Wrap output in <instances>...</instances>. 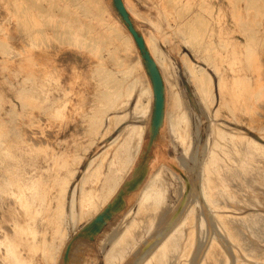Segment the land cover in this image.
Masks as SVG:
<instances>
[{
    "label": "bare ground",
    "instance_id": "bare-ground-1",
    "mask_svg": "<svg viewBox=\"0 0 264 264\" xmlns=\"http://www.w3.org/2000/svg\"><path fill=\"white\" fill-rule=\"evenodd\" d=\"M58 1H59L58 4L62 5V8L64 6V8L66 7L68 8V10H71L73 14L75 13L76 16L78 17L82 16L81 13L79 12L81 9L80 10L78 9L79 11H77L76 9L77 6L75 7L72 4H69L66 0H65L66 2L64 3L65 5L62 4L63 2L60 3V0ZM4 2L2 3L4 4ZM107 2L104 6V9L103 8L102 9L104 12L106 11L107 13L110 14L113 11L112 12L110 11V8H108L109 5L106 6ZM122 2L125 9L128 11L130 10L133 13V7L132 6H131L132 8L130 7V4L128 3L129 1L127 2L123 0ZM155 2L156 1H154V5L156 4ZM157 2H159V0H157ZM81 4H83L82 1ZM7 8L8 5L6 6V10H10V7L8 9ZM154 8L157 9L156 7ZM25 9L26 8L23 6V4H20L19 10H20V18L22 17V20L20 21V25H19L20 30L18 31L21 35L18 33L17 35L18 36L20 35L18 39L20 41H23V44L25 43L24 45L26 46L21 47L19 43L18 45L16 44L17 46L16 53L18 54L16 55L17 57L15 60V65H17L16 72L18 73L19 77L22 76L21 79H19L18 81L20 85L17 91L19 102L22 104L23 108L25 109V113L29 114V117H31L30 111L34 113L45 111L44 108L42 109V111H39L31 107L36 105L35 103L36 95L32 93V90L35 89L42 95L43 105L52 108L54 103L58 104V109L55 108L54 113L58 115L60 113L59 110L63 108V110L65 109L64 111L65 117L69 118L70 112L73 109V104L75 103H72L70 98L67 95H65V92L67 90L69 92V90H71L73 87L71 82H68L67 84L65 83L64 86L62 84V77L64 76V68L62 67L63 56L69 51V49L72 50V47L75 48L78 46H86L91 44V46L95 50L99 51L100 46L99 45H98L99 47L96 46L97 45L96 42L86 43L87 41H84V39L88 37L87 36L88 33H86L87 34L86 36L82 34L81 32L82 30H80L81 27L79 28V26L77 27L70 26L68 28L62 29V27L59 26V24H56L57 25L55 26L56 29L53 30V32L55 33L49 35L46 30L42 31L41 28L34 27L36 25L35 23L36 20L35 17L32 16V13H29V17H28L29 20L25 19V16L23 14L25 11L28 10V8L26 10ZM93 9H89L88 11L93 12L92 11ZM134 9L135 11H137L136 8ZM1 10L2 9H0V11ZM161 10L164 16H167L165 15L166 12L163 9ZM137 12L136 13L134 12L135 15L140 14ZM103 14L101 13L100 17L98 14V17L100 19L98 18V22L95 21L97 22L96 24L98 25L100 24V28H99L100 30L99 31L96 30L97 34H99V36L101 37L105 36V34L106 35L109 34L108 37L111 36L113 42L110 43V45L113 44L114 49L118 48L120 52L124 53V58L122 59L123 60L126 59V64L124 65L123 68L120 69L127 70V72H129V74H131L132 76H130V78L115 76L113 69L108 67L109 64L108 65L106 64V62L104 61L105 59H103V57L101 56L102 54H100V52H99V56H96V58H98L99 61L89 60L90 64H88L89 65L88 70L90 71L91 74L93 73V71H95L98 76L95 82L104 81L107 82L108 85L104 89H101L99 91V98L97 100V104L99 106L96 105L98 107L93 109V111L91 112L85 111V114H87V116L91 118L92 121L94 122V124L90 125L92 126V128H94L93 129L94 135L98 133L99 128L102 126V124L106 127L104 128L107 134L113 133L115 124L117 122H123L126 119H128L127 117L130 113L133 118H136L135 121H139L140 123H127L125 126H123V128H121L118 131V133L111 140H109L108 142V144L110 145L109 148H112L111 158L112 156H114L116 160L114 166V172L111 175L107 176L108 183L103 189H101L99 192L96 193L88 192L87 195H84L82 197V202L80 203V207L78 210L74 208V197L77 187L81 191V184H80L81 179L80 180L74 179L71 182L70 179L74 177L76 171L74 169H70L69 164L75 160V157L78 158L79 154L78 153L75 154V151L72 149L68 150L66 148H60L58 144H54L53 142L40 140L42 138L41 136L40 139L36 138L39 137L37 136L38 134H41V131L37 130L38 127L36 128L33 127L31 129L33 134L31 136L29 133L31 130L27 131L26 129H22L21 131V127L23 126L20 125L21 127H19V130L13 133L16 138L15 140H10L11 134H9L8 132H3L0 129V204L5 205V207L7 206L6 208H8L9 202H14V203L16 202L20 204L19 209L20 207L22 208L20 209V211L23 214V216L22 215L20 216L18 214L20 217H23L19 219H23V220L22 221L15 220L17 222L13 224L12 230L10 229L5 230L6 228L0 227V264H38L39 262L35 263V257H34L38 252L48 253L47 255L50 254V257L53 254H56L54 264H59L60 260L63 263L62 258H63L64 250L67 243H69L71 239V235H67V236L63 234L61 235V232L63 231L62 230L63 214L61 209L56 210V212L53 213V215L50 212H48V214L43 213V217L46 220H48V224H49L48 227L51 228L53 227L51 232L61 237L60 239L61 241L57 245L53 241L52 238L53 236L51 238L46 237V235L49 232L48 227L47 229L45 228L37 229L35 224H33L35 222L33 218L36 216V213H41L42 210L40 209L39 211L38 209H33L32 213H30L31 214L30 217L28 211L31 210H28V205H30L33 201H35L36 198L40 197L41 207L42 208L49 207L48 203L50 198H48L47 196L48 190H50L49 188L57 187L58 191L60 192V196H64L66 188L71 182L69 188L70 200L67 211L68 220L69 222L75 223L76 220H78L79 218L83 219L81 217H84L85 222L82 225L83 227L101 209H103V207H105L107 203L111 201L114 195L129 179L131 173L133 172L134 168L137 167L145 152L146 154L144 157L143 164L146 168L145 173H148V176L144 179L145 181L142 183V185H140L139 194H137L138 197L135 201L136 207L133 212L134 216H132L131 221H129V219L127 220L128 222L126 221V223L125 221H123L125 225L122 230L120 229L119 231L117 230L118 232H116V229L118 227L117 226L115 230L114 229L112 230L115 231L116 233L113 232L110 233L111 235H109V237L107 236L106 240L107 239L109 240V238H111L112 240H110L111 244H108L110 246L108 247L109 249L107 248V250L106 249L104 250V258L106 260H104L103 264H264V200L262 197L264 195V165L262 163L264 159V145L258 143L248 134L246 135L244 132H242L243 130L241 131V129L237 127H230L222 122L211 121V125H212L211 127H213L212 132L214 135L210 134L211 135L210 137H213L214 140L212 139L213 143L211 144L210 147L207 145L208 149H206L207 151L205 150L206 151L205 161H203L200 169L199 190H198L199 196L195 197L192 205L190 203L189 204L190 206L186 208V212L182 215L180 219L177 220L176 216L172 215L175 211L172 214H170L169 212L171 210V207L175 203L172 202L171 205L169 204V202L167 203V199L170 191H172L174 194V190L172 189L178 191L179 188V190L182 192V195H185V199L188 196H190L192 193H194V186H192L191 183L192 182L191 173L193 169L191 167V164L189 163L190 162L189 160L193 159V151H192L193 149L191 150L190 145L186 143L188 139L186 140L185 136L187 134V131H189L190 129L189 128L190 125L188 123L189 118L186 112L184 111L185 108H183L184 107L183 104H182L183 107L181 108V102H180L181 98L179 99L177 91L173 89L175 85L172 79L173 72L171 73V65H172L170 63L171 61H169V59L163 55L164 52L162 53L155 44L156 39L154 35L152 33H149L148 31L146 32L143 31L142 33L143 35L142 34L141 35L144 38V43L146 47L149 49L148 51L151 53L150 54L152 55L151 57H153L156 64L160 66L159 71L161 70L160 73L162 74L163 82L164 83L166 82V85L168 87L170 85L169 88L167 87L168 88L167 90L169 91L171 88L175 93L174 94L175 105L170 106V104L172 103L170 101L173 99V94L170 95L171 93L169 94L168 91L167 93L166 90L164 91L166 94H169L168 96H171L170 97L171 100H169L168 102L169 104H166V100L164 99V111H163L162 123L159 127V131L157 133L156 138L153 140L149 149L147 150V143L149 140V125L151 119V116L149 118V111L153 99L152 87L149 84L150 82L148 81L145 75L146 72L144 73L143 71L141 65V59L139 54L137 53L136 43L129 30L122 24V22H120V20L116 17V15L113 16V13L111 16L112 18L110 17L111 19H109L108 17L111 14L107 15L108 17L107 19L106 16L105 19H103L104 17L101 19ZM92 16H94V14ZM139 16L144 17L143 15H139ZM95 17L96 16H94L93 18ZM73 18H75V16H73ZM86 18L84 20H86ZM93 18L90 16L88 20L89 21L93 20ZM145 18H148L146 19L147 21L149 20L150 17L145 16L143 19ZM84 20L82 19L81 21ZM152 20L151 22L153 23ZM155 20L156 19H154V22ZM151 22L148 21V24ZM156 24L158 25V21ZM91 30L95 31V29H91ZM18 31L16 30V32ZM11 38L13 41V37L10 36V39ZM15 38L17 39V37H14V39ZM18 39L17 41H19ZM103 40H105V38ZM246 47H249V45H247ZM106 48L107 51L109 50V52H117L114 49L111 50L108 47ZM11 52L14 54L12 50ZM24 52H30L31 55H28L27 57L25 56L20 57V54ZM119 54L121 55V53ZM254 54L250 53L247 58L248 59L247 63L254 70L250 67L248 68H250V70L252 69L253 71H255L256 74L259 75L261 73L259 70L260 65L259 62L255 60L256 58L254 57L255 56ZM120 55H118L119 58ZM122 55L121 57H123ZM260 62H262L261 59ZM189 64L190 63L184 62V65L188 68V71L190 72V75L194 80L196 86L195 89L197 90V93L200 96V100L206 106V108L204 109L205 110L207 109L206 111L211 115L210 116L211 119H213L212 117L216 118L218 116H221L222 115L221 109L222 107H225L227 111L226 114H228L227 116H229L232 120L235 121L242 120L247 126L245 127L248 128L250 132L256 130V132L259 131L260 134L262 135L264 134V125L262 123L261 115L258 111L259 110L258 108L262 107V102L264 103L263 79H261L259 76L255 77L257 79L256 85L254 86V88L252 89L250 88L251 90L249 88L247 90L248 92L250 90V95H248L247 91L242 89L246 93L245 96L248 95L246 98H248L247 100H249V102H245L241 99L242 97L241 95H243L244 93L241 94L240 92L239 93L241 95L240 94L239 95L241 97L235 95L238 98V101L235 100L234 103L231 102L223 103L221 101V96H220L219 101H217V105L214 107V110L211 111L210 109L215 102L214 101L215 97L213 96L214 92L212 93L211 75L207 71H205L204 68L193 69V67H191L193 63L190 65ZM26 68L28 69L27 73L25 72ZM21 70H23L22 73H26L29 75H24V74L20 75ZM24 76L27 77L24 78ZM75 76L76 75H73V79L75 78ZM89 79L91 81L92 77ZM25 80L31 82L32 86L31 87L30 85L26 86L24 83ZM218 80H219L217 83L218 87H223V85L226 82L225 83L222 82L221 79ZM231 82H233V80ZM234 84L235 83H233V85ZM238 84L239 83L235 84L237 90H238ZM247 87L249 86H246V88ZM230 91L232 93V90ZM134 92H136V96H135V100H134L135 102L133 104V108L131 111H127V106L134 97L133 96ZM168 98L169 97H167V99ZM0 100L4 101L1 95H0ZM174 102L172 104H174ZM89 104L91 103L89 102ZM166 105H168V107H166ZM78 106L80 107V105ZM173 107L174 109H172ZM167 108H171V110ZM12 110H13L12 115L17 116L18 119L22 121L23 118H20L21 114L17 112L16 109H12ZM51 111L53 112V110ZM260 111H262V109ZM46 114L47 113H45L44 116ZM34 117L36 118V115ZM38 117H39L38 119H41V121L45 120V119L43 120L42 117L40 116ZM207 117H209L208 114ZM71 118H73V116ZM35 121L34 124H37ZM42 125L43 124L41 123L40 126ZM188 125H189L188 127L189 129L187 130ZM43 126L44 127L46 126L45 123ZM22 133L27 134L26 137L27 140L25 139L26 144H28L31 147V149H34L33 150L34 152L27 150L28 146L21 141ZM25 134L24 137L26 136ZM45 137L47 138V135ZM49 137L50 136H48V138ZM93 140L94 138L92 139V142ZM168 143L169 145L170 144L172 145L175 151L174 159L180 158L183 160L185 168H182V170L177 171L173 167V159L168 160L167 158L168 154L166 150V146ZM193 143L191 144L193 145ZM109 148H107V151ZM102 151L104 153L105 150L102 149ZM96 153L97 152H95L94 157L89 160V164L95 158H99L103 154L102 152L101 154H96ZM40 154H43L44 157H50V159L52 160L51 162L54 163V168L53 167L50 168L51 170L53 168L55 171L53 179H50L48 173L46 175L45 173V171H47L46 168L43 167V165L42 166L39 165ZM95 164L100 166L101 161L95 160ZM126 171H128L127 172L128 175L124 176ZM173 181H175V183ZM94 183L92 185L93 188H95L96 186L95 184H97ZM71 186H73L72 191H71ZM40 188H42L41 191H43L41 195H39L40 193L38 192ZM177 196L180 197L179 191ZM177 196L175 195V197ZM178 197L177 199H179ZM77 200L78 199H76V201ZM201 205H203V210H201L198 221L200 226V230H199L200 233H198V235L200 236L199 238L197 237V244H196L195 242L196 239L190 236V234L194 233L192 230L193 229L192 216L196 208H200ZM3 208L4 207L2 206L1 209ZM14 209L16 210L17 207ZM1 211L2 210H0V212ZM18 212L19 211H17V213ZM142 214L145 215L144 218ZM137 215L142 216L141 218L145 219V221L147 218V221L141 223L140 222L141 220L138 221L137 218L140 217H137ZM158 216L162 217V219L164 220L163 222H161V225H163L164 227L166 226V231L164 230L165 228L163 226L161 227H163L164 229L163 228L160 229L158 225H157L158 227L156 226L158 222L154 220ZM124 217L125 216H123V218ZM159 221H161V219ZM24 222H26L27 225ZM155 222H156L155 226L158 228V230H156V228H153L154 230H156L154 231V233L155 232L160 233L161 231H163L164 233V234L161 233L162 236L161 234H159L161 236V237L159 236L160 237L159 239H156L158 238L156 237L158 234L155 233L156 234L155 238L154 235L151 234L153 232L152 227H154L153 225ZM207 226L209 227V232L205 231ZM26 231H28L31 234V236L30 234H27L29 235L30 239L29 238L26 239V233H27ZM103 233L105 232L103 231ZM207 233H208V238L206 240L204 234ZM73 243L74 241L70 245L67 261H69V254L71 253L70 250L72 248ZM204 243L206 244L203 246L202 251H200V254L198 255L197 253L199 251L196 250L193 257H191L190 250L197 246L199 248ZM45 258H46V262L47 261L51 262L50 260H47L48 257ZM40 264L42 263L40 262Z\"/></svg>",
    "mask_w": 264,
    "mask_h": 264
},
{
    "label": "rangeland",
    "instance_id": "rangeland-1",
    "mask_svg": "<svg viewBox=\"0 0 264 264\" xmlns=\"http://www.w3.org/2000/svg\"><path fill=\"white\" fill-rule=\"evenodd\" d=\"M4 1L0 0V3H1L0 9L3 10V11L2 10L0 11V95L3 96L4 98H5V96H7V101L6 100H4V101L0 100V125H1L0 129L3 132H8L9 134H11L10 140H15L16 138H15L13 133L16 132L17 130H19V127L23 126V127H21V131H22V129H26L27 131H30L33 127L34 128L38 127L37 130L41 131V134H38L37 136H39V137H36V138L40 139L42 137L43 139L41 138L40 140H43V141L46 140L49 142H53L54 144H58L60 146V148H66L68 150L72 149L75 151V154L76 153L79 154V157L78 158L75 157V160L69 164V168L74 169L76 171L74 177L72 179H70L71 182L74 179H76V180L81 179V183H80L81 184V191L77 187L76 192H75V197H74V208L78 210L80 207V203L82 202V197L84 195H87L88 192H93V193L95 192L96 193V192H99L101 189H103L108 183L107 176L111 175L114 172V166H115L116 160H115L114 156H112V158H111L112 148H109L110 147V145L108 144L109 140H111L118 133V131L121 128H123V126H125L127 123H140L139 121H135L136 118H133L131 116V113H130L127 117L128 119H126L123 122H117L115 124V128L113 130V133L107 134L105 132L106 127L102 124V126L99 128L98 133L94 135V133H93L94 128H92V126H90V125L94 124V122L92 121L91 118H89L87 116V114H85V111L91 112V111H93V109H95L96 107L99 106L97 104V100L99 98V91L101 89H104L108 85L107 82H104V81L95 82V80L97 79L98 76H97V73L95 71H93V73L91 74L90 71L88 70L89 69L88 64H90L89 60L99 61L98 58H96V56H99V52H100V54H102L101 56L103 57V59H105L104 61L106 62V64L107 65L109 64L108 67L113 69L115 76L124 77V78H130V76H132L131 74H129V72H127V70L120 69V68H123L124 65L126 64V59H124L125 60V63H124V60L122 59V58H124V53L120 52L118 50V48L114 49L113 44L110 45V43L113 42L111 36L108 37L109 34H107V35L105 34V36L101 37V36H99V34H97V31L100 30L99 29L100 24L98 25L96 23L98 22V18L100 17L101 13L102 14L104 13L102 15L101 19L103 17H104L103 19H105V16H106V19L108 17H109V19H111L112 18L111 16L113 13V16L116 15V17L120 20V22H122V21L119 18L117 12L115 11V9L112 5V0H99V1L98 0H92V1L90 0L91 4L89 3V0H66L69 4H72L75 7L77 6L76 7L77 11H79L81 9L79 12L81 13L82 18L76 16L75 13L73 14V12L71 10H68V8H66V7L64 8V6L62 8V5L58 4V2H59L58 0H6L5 2ZM66 1L60 0V3L63 2L62 4H64ZM81 1L83 2V4H81ZM86 1H88V2H86ZM125 1H127V2L129 1L128 3L130 4V7L131 6L133 7V13L130 10L129 11L126 10V11L129 13L135 27L139 31H141L140 32L141 34L143 33V31H145V32L148 31L149 33H152L156 39L155 44L157 45V47L160 49V51L162 53L164 52L163 55L166 56L169 59V61H171L170 62L172 64L171 65V73L173 72L172 73V75H173L172 79H173V82L175 85L173 87V89L177 91L179 99L181 98V101H180L181 102V108L184 106L183 107V108H185L184 111L188 115V118L190 121V122L188 121L190 127L188 125L187 130L189 128L190 129H189V131H187L185 139L186 140L188 139L186 143H188L190 145L191 150L193 149L192 150L193 151V159L189 160L190 161L189 163L191 164V167L193 169L192 173H191V175H192V182L191 183H192V186H194V193H192L190 196H188L185 199V195H182V192L179 190V188H178V191H179L180 197L177 196L178 191H176L175 189H172V190H174V194L179 199H177V197H175V195L173 194L172 191H170L168 199H167V203L169 202V204H171V205H172V202L175 203V204H173V206L171 207V210L169 212H170V214H172L175 211L172 215L176 216V218L178 220L186 212V208L188 206H190L189 204L191 203V205H192L195 197L199 196L198 190H199L200 169H201L203 161H205V154L207 151L206 149H208L207 145L210 147L211 144L213 143V140H214L213 137H210L213 134V132H212L213 127H211L212 126L211 121L222 122V123H224L230 127H237L239 129H241V131L243 130L242 132H244L246 135L248 134L253 139H255L258 143L264 145V139H263L264 134L262 135L259 133V131L256 132V130L250 132L248 130V128H246L247 126L242 120H240V121L232 120L229 116H227L228 114H226L227 111H226L225 107H222V109H221L222 110L221 116L216 117L217 119L214 117H212L213 119H211V117H210L211 115L206 111L207 109L206 110L204 109V108H206V106L203 102H201L200 96L197 93V90L195 89L196 86H195L194 80L192 79V76L190 75L188 68L184 65V62H187L190 64L193 63V65H191V67H193V69H199V68L203 69L204 68V70L207 71L211 75L212 93L214 92L213 96L215 97L214 98L215 102L210 109L211 111L214 110V107L217 105V101H219L220 96H221V101L223 103L224 102L234 103L235 100L238 101V98L235 95H237L238 97L242 96L241 99L243 101L249 102V100H247L248 98H246V97L248 95H250V90L252 88H254V86L256 85L257 79L255 77L259 76L261 79L264 80V74H263L264 73V0H159V2H157V0H154V1H156L155 5H154L153 0H150V1L149 0H125ZM2 2H4V4ZM106 2H107L106 6L109 5L108 8H110L111 12L113 11L112 13H110L111 15L109 13H107L106 11H105L106 12V15H105V12L103 11ZM73 3H75V4H73ZM101 3L104 5H102ZM20 4H23V6L26 9L28 8V10L25 11L23 14L25 16V19L29 20L28 19L29 13H32V16L35 17V20H36V22H35L36 25L34 26L35 28H41L42 31L46 30L49 35L50 34L52 35V33L53 34L55 33V32H53V30L56 29V27H55V26H57L56 24H59V26H61L62 29L68 28L70 26H76V27L79 26V28L81 27L80 30H82L81 31L82 34H84L86 36L87 35L86 33H88L87 38H85V39L82 38V39H84V41H87L86 43L96 42L97 45L96 44L95 45L100 46V47L98 46L99 51L95 50L91 46V44H89L86 46H78L75 48L72 47V50L69 49V51L66 54L63 53L65 55L63 56V61H62V67L64 68V76L62 77V84L64 86L65 83L67 84L68 82H71V84L73 86L71 90L74 92L73 93L71 90H69V92H68V90L65 92V95H67L70 98L72 103H75V104H73V109H75V110L72 109V111L70 112L69 118L65 117V115H64L65 109L63 110V108L59 110L60 113L58 115H56L54 113V109L55 108L58 109V104L54 103L55 105L53 104L52 108L43 105L42 95L35 89L32 90V93L34 95H36V99H35L36 105L31 106V107L33 109H36L39 111H42V109L44 108L45 111H42L43 113L42 112L34 113V112L30 111L31 117H29V114L25 113V109L23 108L22 104L19 102L17 94H15V90H14V87H12V83L13 82L17 83V86L20 87L18 81L22 77V76L19 77L16 70H14L15 60L17 57L16 55H18L16 53L17 52L16 44L18 45V43H19V45L21 47L26 46V45H24L25 43L23 44V41H20L18 39V37H20V35H21L18 30H20L19 25H20V21L22 20V17L20 18V10H19ZM7 5H8V8L10 7V10H6ZM84 5H85V7H84ZM158 5H159V8H158ZM246 5H248V6H246ZM154 7H156L157 9H155ZM244 7H246V8H244ZM248 7H250V8H248ZM85 8H87V9H85ZM134 8H136V10L138 12L135 11ZM89 9H93L92 11L94 13L89 12L88 11ZM161 9H163L166 12L165 15H167V16H164L163 12H161L162 11ZM97 10L100 13H98ZM14 12H15V14H14ZM134 12L140 13L139 15H143L144 17L145 16L150 17L151 20L153 19L152 20L153 23L151 22L150 18H149V20L146 21V19H148V18L143 19L144 17L139 16L137 14L135 15ZM88 14H89V16H88ZM93 14H94V16H96L95 18L97 20L95 18H93L94 17V16H92ZM98 14H99V17H98ZM107 15H110V16L107 17ZM73 16H75V18H73ZM90 16L94 20V21L90 20L92 25H91L90 21L88 20V18ZM85 18H86V20H84ZM82 19L84 21H81ZM154 19H156V20L158 19L157 20L158 25L156 24L157 23L156 20H155L156 23L154 22ZM70 20H72V21H70ZM95 21H97V22H95ZM148 21H150L151 23L148 24ZM79 22H81V23H79ZM72 24H74V25H72ZM122 24L124 25L123 22H122ZM157 26H159V27H157ZM90 28L95 29V31L91 30ZM16 30L18 32H16ZM13 33H14V35H13ZM17 33L20 35L18 36ZM94 33H96L97 35ZM90 34H91V36H90ZM10 36L13 37V41H12V38L10 39ZM14 37H17V39L19 41H17L16 38L14 39ZM104 38H105V40H103ZM143 40H144V38H143ZM108 41H110V42H108ZM82 42H83V40H82ZM114 42H115V40H114ZM9 45H10V47H9ZM108 45H110V46H108ZM247 45H249V47H246ZM83 47H84V49H83ZM106 47L110 48L111 50L114 49L117 52H109V50L107 51ZM250 47H252V48H250ZM247 48H248V50L249 49L250 50L248 51ZM6 49L9 52H7ZM11 50L14 52V54L11 52ZM107 52H109V53H107ZM248 52L253 53V54L255 52L254 57L256 59L255 58L254 59L257 60V62H259V65H260L259 70L261 73L259 75L256 74L255 71H253L254 69L252 67H250V65L247 63L248 62L247 58H248V55L250 54ZM119 53H121V55L123 54L122 55L123 57H121V55ZM137 53L140 56L141 65H142L143 71L145 73L146 70H145V67L143 65V60H142V57L140 55L138 47H137ZM28 55H31L30 52H24V53L20 54V57H23V56L27 57ZM118 55H120V58ZM104 56H106V57H104ZM260 59L262 62H260ZM262 64H263V66H262ZM156 65H157L158 69H160L159 68L160 66L158 64H156ZM248 67L252 68L253 70L252 69L250 70V68H248ZM189 68H190V66H189ZM94 69H95V66H94ZM214 69H215V71H214ZM121 70H124V71H121ZM22 72H23V70H21L20 75H22V74L29 75V74H26L28 72L27 68L25 71L26 73H22ZM159 72H161V70ZM73 75H76L74 79H73ZM145 75H146L148 81L150 82L149 84L151 85V81H150V78H149L147 72L145 73ZM218 76H219V78H218ZM249 76L251 79L252 78L253 79L251 80L249 78ZM25 77H27V76H24V78ZM91 77H92V79L90 81L89 78H91ZM161 77H162V74H161ZM231 78H233V79H231ZM218 79H221V81L224 83L226 82L223 85V87H218V84H217L219 81ZM232 80H233V82H231ZM24 83L26 86L27 85H30V87L32 86L31 82H29L27 80H25ZM233 83H235V84L239 83L238 84V90H237L235 84L233 85ZM247 84H249V85H247ZM163 85H164V91L166 90V93H167V91H168L167 89L170 87V85L168 84L169 85V87H168L166 85V82L165 83L163 82ZM246 86H249V87L246 88ZM151 87H152V85H151ZM235 88H236V90H235ZM248 88L249 89L251 88L249 90V92L247 91ZM242 89L247 91L248 95L245 96L246 93ZM230 90H232L233 94L231 93ZM75 91H78V92H75ZM239 92L241 94H243V93L244 94L241 95ZM166 93L164 92V94H165L164 97L166 96L164 98L166 100V104H169L168 102H169V100H171V98H170L171 96H168L170 93H171L170 95L173 94V99L170 101L173 103L174 98H175L174 97V94H175L174 91L170 88V90L168 91L169 94H166ZM133 96L134 97L132 98L129 105L127 106V111H131L133 108V104L135 102L134 100H135L136 92H134ZM167 97H169L170 99L169 98L167 99ZM73 99H75V100H73ZM76 99H77V101H76ZM89 102L91 104H89ZM76 103H79V104H76ZM172 103L170 104V106L175 105V102H174V104H172ZM182 104H183V106H182ZM78 105H80V107ZM96 105H98V106H96ZM152 105H153V99H152V103H151V107H150V111H149V118L151 116ZM166 107H168V105H166ZM174 107L172 109H174ZM201 107H203V108H201ZM80 108H81V110H80ZM12 109H16L17 112H19L21 114L20 118H23L22 121H20V119H18L17 116L12 115V111H13ZM167 109L171 110V108H167ZM258 109H259L258 111L261 115L262 123L264 125V103L263 102H262V107H259ZM261 109H262V111H260ZM49 110L50 111L53 110V112L52 111L50 112ZM122 110H124V109H122ZM48 111H49V114H48ZM205 112H207V113H205ZM45 113H47V114L44 116ZM165 113H166V111H165ZM61 114H63V115H61ZM207 114L209 117H207ZM35 115H36V118L34 117ZM71 115L73 116V118H71L72 117ZM38 116L42 117V119L43 120L45 119V120L41 121V119H38L39 118ZM33 120L34 121L36 120L35 122L37 124H34ZM40 122L43 125L45 123L46 126L45 127L43 125L40 126L41 125ZM231 122H233V123H231ZM238 122H239V124H238ZM43 129L47 132L49 131L50 132V133L48 132L49 135ZM29 133L31 136L33 135L32 130ZM44 133H45V135H44ZM24 134L25 133H22L21 141L24 144H26L27 134H25L26 135L25 137H24ZM188 134H190V135H188ZM46 135H47V138L45 137ZM48 136H50L49 137L50 139L48 138ZM93 138H94V140L92 142ZM191 143H193V145ZM26 145L28 146L27 150L34 152L33 151L34 149H31V147L28 144H26ZM191 145L193 148L191 147ZM107 148H109L108 149L109 152L107 151ZM102 149L105 150L104 153H103ZM166 150H167V154H168L167 155L168 160L173 159V167L177 171L182 170V168H185V165H184V162L182 159H180V158L174 159L175 158L174 157L175 151H174L171 144L170 145H169V143L167 144ZM95 152H97L96 154H101V152L103 154L100 156L101 158L100 157L95 158L89 164V160L94 157ZM46 159H47V161H46ZM95 160H100L101 165L100 166L96 165ZM51 161L52 160L50 159V157H44L43 154H40L39 165H41V166L43 165V167H45L47 170V171H45L46 175L48 173V175L50 176V179H53L55 171L53 169L54 163ZM41 163H43V164H41ZM262 163L264 165V159H263ZM46 164H47V167H46ZM51 167H53L52 170L50 169ZM127 172L128 171H126L124 176L128 175ZM82 173H83V175H82ZM147 176H148V173H145L143 176V180L139 183L138 187L136 189L132 190L131 192L127 193V194L125 193V195L123 197L124 202H125L124 207L121 210H119L118 212H115L112 214L111 218L108 221H106V223H107V224L105 223L106 226L105 225L103 226V228H102L103 230L101 229L100 233H97L95 235V237L93 238V240H89V239L84 238V237H79V238H76L74 240V243H73L72 248L70 250V252L72 254L71 253L69 254V261H67L68 262L67 264H103L104 263V260H106L104 258V250L105 249L107 250V248L110 247L108 244H111L110 240H112L111 238H109V240L108 239L106 240V238H107V236L109 237V235H111L110 233L115 232L112 230L113 229L115 230L117 226L120 228L117 227L116 232H118L120 229L121 230L123 229V227H124V225L128 219H129V221L132 220V216H134L133 212H134V209L136 207L135 201L138 197L137 194H139L140 185H142V183L145 181L144 179ZM71 182L67 186L64 196H60V192L58 191L57 187H55V188L50 187L49 188L50 190L47 189L48 190L47 196H48V198H50L49 203H48L50 208L49 207H47V208L41 207V198L40 197H39L40 199L36 198L35 201H33L30 205H28V210H31V211H28L30 217H31L30 213H32L33 209H38L39 211H40V209L42 210L41 213H36V216L33 218L35 221L33 224H35L37 229H42V228L47 229V227L49 226L48 220H46L43 217V213L48 214V212H50L53 215V213H55L56 210H58V209H61L62 214H63L62 230L64 232L62 231L61 235L62 234L66 235V236L71 235V237H72V233L74 235L75 232H78L80 230V227L82 229V225L85 222L84 217H81L83 219L79 218L78 220H76L75 223H72V222H69L68 216H67V211H68V207H69V200H70L69 188H70ZM94 182L97 184H95ZM173 182L175 183V181H173ZM93 183L96 185L95 188H93V186H92ZM175 186H177V185H175ZM72 187L73 186H71V191H72ZM77 189H78V191H77ZM82 189H83V191H82ZM41 190H42V188H40V190H38V192L40 193L39 195H41V193L43 192ZM180 192H181V194H180ZM172 194H173V196H172ZM61 195H62V193H61ZM262 197L264 200V195ZM174 198H175V200H174ZM76 199H78V200L76 201ZM12 203H13V205H12ZM78 204H79V206H78ZM15 205H17V206H15ZM2 206L4 207L3 209H1ZM8 206L9 207L11 206V207L6 208L7 206L5 207V205L0 206L1 207L0 210H2L1 211L2 213L0 212V214H1L0 215V219H1L0 220V227L6 228L5 230H8V229L12 230L13 224L15 222L23 220V219H19V218H23V217H20L21 215L23 216V214L20 211V209H22V208L20 207V209H19L20 204H18L16 202L15 203L9 202ZM16 207H17L16 210L19 211L18 213L14 209ZM29 208H31V209H29ZM10 209H11V211H10ZM7 210H8V212H7ZM201 210H203V205H201L200 208H196V210L194 211L193 216H192V220H193V222H192L193 223V226H192L193 229L192 230L194 233L190 234V236H192V237H194V239H196V241H195L196 244H197V237L199 238V236H200V235H198V233H200L199 232L200 226H199L198 221H199V217H200L199 215L201 213ZM4 212H7V213H4ZM11 212L14 214H12ZM123 216H125L124 217L125 219L123 218ZM142 216L144 218L145 215L142 214ZM142 216L137 215V217H140V218ZM15 218H17V219H15ZM140 218H137L138 221L141 220L140 222L144 223L145 219H142V218L140 219ZM10 219H11V221H10ZM160 219H161V221H159ZM15 220H17V221H15ZM123 221H125V223ZM146 221H147V218H146ZM154 221H156L158 223L160 222V223L156 224V222H155L153 225L154 227H152V229L156 228V230H158V228H157L158 226L160 229H162L164 227L163 225H161V222L164 221L162 219V217L158 216L157 218H155ZM24 223L27 225L26 222H24ZM121 224H123V225H121ZM155 224H156V226L157 225L158 226L156 227ZM7 226H8V228H7ZM161 226H163V227H161ZM52 228L48 227L49 232L46 235V237L51 238L53 236L52 238H53L54 243L58 245V243L61 241L60 240L61 237L55 233H52L51 232ZM164 228L163 229L166 231V226ZM156 230L153 229L152 230L153 232L151 231L152 232L151 234L154 235V238H155V235L158 234L156 236L158 238H156V239H159L162 236V234H164V233H163V231H161L160 233L155 232L156 233L155 234L154 231H156ZM103 231L105 233H103ZM108 231H111V232H108ZM205 231L209 232L208 226L205 229ZM26 232L25 233H26V239H27V238H29V235H27V234H30V233L28 231H26ZM159 234H161V236ZM30 236H31V234H30ZM114 236H116V235H114ZM204 236L206 237V240H207L208 233L204 234ZM103 238H104V240H103ZM205 244L206 243L202 244L199 248L197 246V247L191 249L190 250L191 257H193L196 250L199 251L197 253L199 255L200 251H202V248ZM79 252H81V253H79ZM47 254L48 253L38 252L34 256L35 257V263L39 262L38 264H40V262H41L42 264H54L56 254H53L51 257H50V254L49 255H47ZM38 256L40 257V259ZM45 257H48L47 260H50L51 262H49V261L46 262ZM59 264H63L61 260H60Z\"/></svg>",
    "mask_w": 264,
    "mask_h": 264
},
{
    "label": "water",
    "instance_id": "water-1",
    "mask_svg": "<svg viewBox=\"0 0 264 264\" xmlns=\"http://www.w3.org/2000/svg\"><path fill=\"white\" fill-rule=\"evenodd\" d=\"M112 5L117 12L119 18L127 27L129 32L131 33L136 46L139 49L140 55L143 60V65L145 70L150 78L152 91H153V105L151 112V119L149 125V140L147 143V150L149 149L151 143L156 138L157 133L159 131V127L162 123L163 119V111H164V85L162 81L161 74L159 69L151 57L140 31L135 27L129 13L126 11L122 0H112ZM146 152L142 156L141 161L134 168L131 173L129 179L123 184V186L119 189L116 195L111 199L109 203L103 207L88 223H86L81 230L75 233L69 243H67L64 254H63V264L67 263L68 253L70 249L71 243L78 237H84L89 240H93L95 235L99 233L102 227L105 225L106 221L109 220L113 213L121 210L124 205V195L125 193H129L132 190L136 189L139 183L143 180V176L145 174L146 168L144 166V157Z\"/></svg>",
    "mask_w": 264,
    "mask_h": 264
},
{
    "label": "crops",
    "instance_id": "crops-1",
    "mask_svg": "<svg viewBox=\"0 0 264 264\" xmlns=\"http://www.w3.org/2000/svg\"><path fill=\"white\" fill-rule=\"evenodd\" d=\"M14 70H17V65L14 66ZM12 87H14V90H15V94H17V91H18V86H17V83H12ZM3 97V96H2ZM4 100L7 101V96H5V98L3 97Z\"/></svg>",
    "mask_w": 264,
    "mask_h": 264
}]
</instances>
